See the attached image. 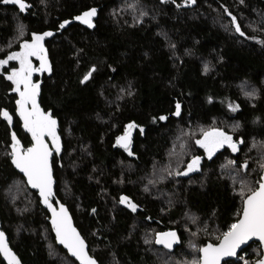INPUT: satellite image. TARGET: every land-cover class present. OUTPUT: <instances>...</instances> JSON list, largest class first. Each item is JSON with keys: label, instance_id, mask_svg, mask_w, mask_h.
I'll return each instance as SVG.
<instances>
[{"label": "trees", "instance_id": "1", "mask_svg": "<svg viewBox=\"0 0 264 264\" xmlns=\"http://www.w3.org/2000/svg\"><path fill=\"white\" fill-rule=\"evenodd\" d=\"M1 1L0 60L33 34L53 32L44 39L51 74L34 76L37 104L57 122L56 199L90 256L99 264H191L197 248L217 244L241 215L242 186L257 187L263 172L264 0H25L24 12ZM93 8L89 28L76 17ZM18 68L9 61L0 69V113L12 117L9 124L0 115V230L22 264H78L10 162L13 133L24 149L33 143L6 78ZM130 124L126 151L117 139ZM212 129L240 141L238 151L206 158L196 140ZM196 157L199 170L178 175ZM166 231L180 238L170 252L155 245ZM238 257L252 264L261 248L252 243Z\"/></svg>", "mask_w": 264, "mask_h": 264}, {"label": "snow or ice", "instance_id": "2", "mask_svg": "<svg viewBox=\"0 0 264 264\" xmlns=\"http://www.w3.org/2000/svg\"><path fill=\"white\" fill-rule=\"evenodd\" d=\"M2 2L5 5H17L20 12L26 11L29 7L25 0H2ZM194 2L195 0H187V3ZM95 15L96 9L93 8L76 17V19L91 28L93 27L92 18ZM66 23H62L60 27L64 28ZM232 23L236 24L235 18H233ZM236 32L244 35L238 25L236 26ZM51 35V32H45L42 35L33 34L31 43L22 44L19 52H13L7 56V59L0 60V67L7 65L9 61L19 62V68L13 70L6 78L14 85L12 91L19 94L20 98L16 101L18 114L23 121L25 130L31 134L33 141L32 147L21 151L19 140L13 133L12 151L9 155L11 156L12 164L27 177L28 184L32 188L38 189L41 202L52 212L51 223L56 233L57 241L79 261V264H96V261L86 252L84 240L72 226L67 210L61 206L59 211H57L50 203L53 196V176L49 158L52 152L45 142V137L51 139L52 147L57 154L60 152V143L56 134V120L42 112L37 104L36 98L39 95L40 86L37 83H33L32 76L34 72L51 71L47 53L42 43L45 37ZM31 57H36L40 61L39 68H33ZM92 71H95V69H92ZM91 75L92 72L87 73L81 82L87 81ZM29 105L31 106L30 108ZM233 111H235V108H233ZM175 114H180L179 103L176 105ZM0 115L11 124L12 117L7 111H3ZM160 119L164 120L166 117L161 116ZM133 127L135 125H128L129 130ZM117 143L128 151L130 131H126L124 136L118 138ZM196 143L201 148H204L209 159L225 144L233 152L238 150L233 138L218 129L205 131L203 139L196 140ZM131 154L129 151V155ZM199 165L200 158L196 157L188 164L187 171L179 172L178 175H188L189 172L198 171ZM243 167L246 168L247 165H243ZM261 169L264 170V164H261ZM257 184V187L242 186L241 191L238 193L242 198V214L240 218L237 222L232 223L227 231L217 237L219 240L217 245L209 243L206 246L197 248L196 251L200 253V256L197 259H193L191 264H221L225 257L237 256V250L253 239L259 241V245L264 247V174L260 176ZM120 203L125 204L133 212L137 209V206L127 197H121ZM177 242L175 232L160 233L155 239L156 244H162L167 249H171L173 244ZM0 254L8 261V264H20L9 250L2 232H0ZM245 264H247V261H245ZM258 264H264V259H261Z\"/></svg>", "mask_w": 264, "mask_h": 264}, {"label": "water", "instance_id": "3", "mask_svg": "<svg viewBox=\"0 0 264 264\" xmlns=\"http://www.w3.org/2000/svg\"><path fill=\"white\" fill-rule=\"evenodd\" d=\"M1 5H3V6H16V7H18L17 5H14V4H8V5H5V4H3L2 1H1ZM51 33L53 34V32H51ZM42 43H43L44 48H45V51H46V53H47V49H46V47H45V42L43 41ZM47 60H48V64H49V66H50L49 58H48V53H47ZM50 69H51V66H50ZM51 71H52V70H51ZM51 71L37 72V74H38L39 77H42L44 73L50 75V74H51ZM90 72H92V69H91ZM89 80H90V78H89L87 81L83 82V83L81 82V84L84 85V84L87 83ZM30 107H31V106L29 105V108H30ZM17 113H18V110H17ZM18 116H19V114H18ZM19 118H20V116H19ZM20 120H21V118H20ZM21 122H22V124H23V121H22V120H21ZM134 133H135V132H134L133 130L130 131V145H129V147L131 146L132 138H133V136H134ZM124 135H125V134H124ZM124 135H122V136H124ZM122 136H120V137H122ZM120 137H119V138H120ZM117 140H118V139H117ZM45 142L48 144V146H49V148H50V150H51V152H52V155H51V157L49 158V162H50V164H51V168H52V176H53V196H52V198H51V200H50V203L52 204V206H53L57 211H59V208H60L61 206H63V207L67 210L68 215H69V217L71 218L72 226H73V227L77 230V232L80 234V232L78 231V229H77V228L75 227V225H74V221H73L72 216H71L70 212L68 211L67 207H66L65 205L61 204V203L56 199V194H55V180H54V172H53L52 161H53L54 156H55V155H56V156H59V154H57L56 151H55V149L50 145V143H49V141H48V137H45ZM32 144H33V143H32ZM117 144H118V143H117ZM11 145H12V143H11ZM11 145H10V151H12V147H11ZM118 146L121 147L119 144H118ZM30 147H32V145H31ZM30 147H28V148H30ZM28 148H27V149H28ZM121 148H123V147H121ZM20 149H21V151H25V150H27V149H24L21 145H20ZM123 149H124V148H123ZM10 162H11V160H10ZM11 165H12L13 169H14L19 175H21V176L25 179V182H26L28 188H29L31 191H34V192L37 194L40 205L42 206L43 209H45V210L47 211V213H48V215H49V224H50V227H51V229H52V232H53V235H54V238H55L56 244H57L59 247H61V248H62V249H63V250L69 255V257H70L71 259L75 260V261L79 264V261L76 260V258H75L74 256H72V255L68 252V250H67L62 244H60V243L57 241L56 233H55V231H54V229H53V226H52V223H51V220H52V212L48 209V207H46V206L41 202V197H40V195H39V191H38V189H34V188H32V187L28 184L27 177H26L21 171H19V169H17V168L12 164V162H11ZM262 174H264V170H263ZM124 205H125V204H124ZM241 214H242V212H241ZM239 218H240V217H239ZM0 232L4 233V232L1 231V230H0ZM166 232H168V231H166ZM166 232H161V233H166ZM172 232H175V231H172ZM175 233H176V236H177V240H178V242L175 243V244H173V246H172L171 249H167V248H165L162 244H159V245H158V244L155 243L156 247H158V248H162V249H165V250H167V251H169V252L175 250V249L180 245V238H179L177 232H175ZM159 234H160V233H159ZM157 235H158V234H157ZM157 235H156V236H157ZM80 236H81V234H80ZM4 237H5V241H6V243L8 244L9 250L13 253V255H14V256L17 258V260L20 262L19 258L16 256V254H15V253L13 252V250L10 248L9 243H8V238H7V236H6L5 233H4ZM81 238L84 240V238H83L82 236H81ZM155 239H156V237H155ZM84 242H85V245H86V252H87L88 255L90 256L89 251H88V244L86 243L85 240H84ZM218 243H219V242H218ZM218 243H217V244H218ZM252 243H257V244L259 245V241H256L255 239H253V240L250 241L248 244L242 245L241 248L237 250V256H233V257H225V258L221 261V264H225V263H228V262H230V261H234V260L239 256V253H240L243 249H245L246 247H248L250 244H252ZM217 244H213V245H217ZM205 246H206V245H205ZM259 246H260V245H259ZM260 248H261V257H260L257 261H255L254 263H252V264H258V262H259L261 259H264V247H261V246H260ZM199 255H200V253H199ZM0 257L2 258V260H3V262H4L5 264H8V261L4 258V256H3L2 254H0ZM90 257H91V256H90ZM91 258H93V257H91ZM93 259H94V258H93ZM94 260H95V259H94ZM95 261H96V260H95ZM20 264H22V263L20 262ZM96 264H99V263L96 261Z\"/></svg>", "mask_w": 264, "mask_h": 264}, {"label": "rangeland", "instance_id": "4", "mask_svg": "<svg viewBox=\"0 0 264 264\" xmlns=\"http://www.w3.org/2000/svg\"><path fill=\"white\" fill-rule=\"evenodd\" d=\"M32 58H34V59H36V57H31V60H32ZM38 60V59H37ZM14 61V60H13ZM15 62H17L18 64H19V62L18 61H15ZM5 66V65H4ZM4 66H2V67H4ZM2 67H0V69L2 68ZM11 74V73H10ZM226 134V133H225ZM227 135H229V134H227ZM232 137V136H231ZM233 138V137H232ZM202 139H203V137H202ZM233 142L234 143H236L237 144V148L239 149V146H240V141H236V140H234L233 139ZM224 148H227V149H229L231 152H233L232 151V149L230 148V147H228V145L227 144H225L223 147H221V148H219V150H217L216 152H215V154L218 152V151H220V150H222V149H224ZM203 150H204V148H203ZM238 151V150H237ZM236 151V152H237ZM236 152H233V153H236ZM204 155H205V157L206 158H208V155H207V153L205 152V150H204ZM237 262L235 263V264H243L244 263V261L241 259L240 260V257L239 258H237V260H236Z\"/></svg>", "mask_w": 264, "mask_h": 264}, {"label": "flooded vegetation", "instance_id": "5", "mask_svg": "<svg viewBox=\"0 0 264 264\" xmlns=\"http://www.w3.org/2000/svg\"><path fill=\"white\" fill-rule=\"evenodd\" d=\"M36 60H37V59H36ZM38 61H39V60H38ZM32 66H33V65H32ZM38 66H39V65H38ZM39 67H40V66H39ZM39 67H37V68H39ZM35 75H38L37 72H34V73H33V76H32L33 83H36V81H35V77H34ZM38 77H39V76H38ZM37 84H39V83H37ZM37 98H38V96H37ZM37 98H36V99H37ZM126 131H131V129H130V130H129V129H126ZM126 131H125V133H126ZM125 133H124V134H125ZM48 141H49L50 145L52 146V141H51L50 138H48ZM1 259H2V258H1ZM2 261H3V260H2ZM3 263H4V262H3ZM4 264H5V263H4Z\"/></svg>", "mask_w": 264, "mask_h": 264}, {"label": "built area", "instance_id": "6", "mask_svg": "<svg viewBox=\"0 0 264 264\" xmlns=\"http://www.w3.org/2000/svg\"><path fill=\"white\" fill-rule=\"evenodd\" d=\"M237 258H239V257H237ZM237 258L235 259V261L237 260ZM245 264V263H244Z\"/></svg>", "mask_w": 264, "mask_h": 264}]
</instances>
